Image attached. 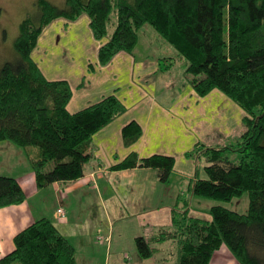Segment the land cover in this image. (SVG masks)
Masks as SVG:
<instances>
[{"label": "trees", "instance_id": "obj_1", "mask_svg": "<svg viewBox=\"0 0 264 264\" xmlns=\"http://www.w3.org/2000/svg\"><path fill=\"white\" fill-rule=\"evenodd\" d=\"M38 15H27L13 42V54L0 67V140L25 148L38 188L81 175L93 157V135L125 110L109 95L70 113L71 88L48 80L31 54L43 30L55 19L69 21L86 14L106 65L120 51L132 53L139 32L149 25L185 61L189 83L200 96L217 88L246 113L239 141H199L187 156L206 158V178L191 182L189 197L173 209L172 226L160 228L156 242L174 239L178 264H209L225 245L240 264H264V0H65L58 6L36 0ZM112 13L115 14L113 22ZM114 26L111 29V25ZM142 134L136 121L122 129L126 144ZM36 149V152H35ZM229 153H234L232 160ZM175 159L135 153L112 167H147L169 181ZM248 194L249 205L238 212L222 204L210 207L211 219L189 214L192 196L230 201ZM26 194L13 176L0 175V208L22 203ZM141 258L156 246L135 239ZM0 264H76L75 248L47 217L30 223L14 236V248Z\"/></svg>", "mask_w": 264, "mask_h": 264}, {"label": "crops", "instance_id": "obj_2", "mask_svg": "<svg viewBox=\"0 0 264 264\" xmlns=\"http://www.w3.org/2000/svg\"><path fill=\"white\" fill-rule=\"evenodd\" d=\"M89 21L86 14L74 21L53 20L31 56L48 80L70 86L66 103L70 113L109 95H115L126 110L93 135L94 157L82 167L81 175L38 188L32 167L22 159L2 174L18 180L26 199L0 208V257L13 250L19 231L47 217L74 246L76 264H172L177 242H156L158 230L172 226L173 209L189 197L193 180L207 177L209 164L206 158L196 161L187 153L199 141L231 142L236 132L246 129L248 115L217 88L198 95L189 83L192 75L185 72V61L174 49H164L158 38L137 43L132 53L120 51L101 65L98 49L108 38L96 39ZM131 121L140 125L142 134L128 145L122 129ZM131 153L139 158L173 156L169 181L162 183L152 168L112 167ZM58 209L64 210L63 217ZM190 209L189 205L191 216L211 219L209 214L194 215ZM138 236L156 246L153 256L139 257ZM209 264L240 263L222 245Z\"/></svg>", "mask_w": 264, "mask_h": 264}, {"label": "rangeland", "instance_id": "obj_3", "mask_svg": "<svg viewBox=\"0 0 264 264\" xmlns=\"http://www.w3.org/2000/svg\"><path fill=\"white\" fill-rule=\"evenodd\" d=\"M49 1H51L53 4L61 6L63 5L65 0ZM35 3L36 0H0V67L6 60H8L7 58H9L10 55L13 54V42L19 34L21 21L27 15H38V10L36 9ZM112 17L113 22H115L114 13H112ZM113 26L114 23L111 25V29ZM157 38L161 43L164 44V49L169 47L173 51V47L161 40V38L157 36L154 29L149 25L140 30L138 43L139 45H143L145 44L147 39H153L154 42ZM68 45L70 50L74 49L72 43ZM175 59L177 61L175 63V67L177 68L179 65V58L176 57ZM243 132L244 131L236 132L233 135V139H231V141H239ZM25 151V148L20 147L12 143L11 141L0 140V175H2L3 173H8L9 167H15V165L18 163L17 159H22L23 161H25V163H27V165H30ZM229 154L232 160L236 159V155L234 153ZM181 189L186 190L185 187H181ZM214 204H222L238 212H245L249 205V198L247 193H243L240 197L233 198L230 201H219L210 198L193 196L190 201V210L194 215L206 216L207 214L210 215V207ZM173 259H175V261L172 264H178V252L176 254V257L174 256Z\"/></svg>", "mask_w": 264, "mask_h": 264}, {"label": "built area", "instance_id": "obj_4", "mask_svg": "<svg viewBox=\"0 0 264 264\" xmlns=\"http://www.w3.org/2000/svg\"><path fill=\"white\" fill-rule=\"evenodd\" d=\"M57 213L60 215V216H64V210L63 209H58L57 210Z\"/></svg>", "mask_w": 264, "mask_h": 264}]
</instances>
